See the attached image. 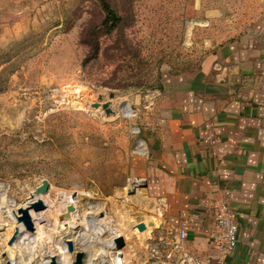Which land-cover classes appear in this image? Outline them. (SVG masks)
Masks as SVG:
<instances>
[{
	"label": "rangeland",
	"instance_id": "374dc122",
	"mask_svg": "<svg viewBox=\"0 0 264 264\" xmlns=\"http://www.w3.org/2000/svg\"><path fill=\"white\" fill-rule=\"evenodd\" d=\"M110 2L122 19L83 61L103 15L98 0H0V264H72L67 237L84 264H109L111 251L119 264L109 244L119 234L128 264H143L156 204L127 185L157 166L139 141L158 90L198 68L214 44L264 33V0ZM35 198L45 208H30L29 231L16 213ZM69 203L76 210L60 218Z\"/></svg>",
	"mask_w": 264,
	"mask_h": 264
},
{
	"label": "crops",
	"instance_id": "0c3cea01",
	"mask_svg": "<svg viewBox=\"0 0 264 264\" xmlns=\"http://www.w3.org/2000/svg\"><path fill=\"white\" fill-rule=\"evenodd\" d=\"M262 34L214 44L194 71L166 77L139 141L157 160L154 173L140 176L147 196L158 216L186 229L189 250L216 253L211 199L230 201L239 225L237 246L224 255L229 264H264Z\"/></svg>",
	"mask_w": 264,
	"mask_h": 264
},
{
	"label": "built area",
	"instance_id": "2783aa9c",
	"mask_svg": "<svg viewBox=\"0 0 264 264\" xmlns=\"http://www.w3.org/2000/svg\"><path fill=\"white\" fill-rule=\"evenodd\" d=\"M210 210L213 225L208 242L216 250L215 254L203 255L189 250L185 244L186 229L161 217L144 236L146 256L143 264H229L224 255L237 246L239 224L236 212L222 194L211 199ZM110 239L113 243V237ZM111 260L114 264V257Z\"/></svg>",
	"mask_w": 264,
	"mask_h": 264
},
{
	"label": "water",
	"instance_id": "95a60500",
	"mask_svg": "<svg viewBox=\"0 0 264 264\" xmlns=\"http://www.w3.org/2000/svg\"><path fill=\"white\" fill-rule=\"evenodd\" d=\"M109 95L113 96V92H110ZM101 104L107 112L110 111V107L108 106V101H104ZM94 105L95 106L99 105V102H94ZM130 178H131V181H130L131 184L127 185V191L129 193H131L134 189L133 183H136L137 184L136 186H139V187L146 185V180L143 177H139L137 175H132ZM47 187H48V181L44 179L42 181V184L37 188V190L46 189ZM75 192L76 191L72 190L71 195L74 196L76 194ZM30 208H32L35 211H38V210L45 208V203L41 199H38L36 201L29 203V205L21 206L18 208V213H16V219L18 221H21L23 226L27 230L33 231L35 228V225H34V221L31 217V214L29 211ZM74 208H75L74 204L69 203L65 206V211H64L65 213H60V215H58V216H60V218H63V216H68L70 213H66V212H69V211L73 210ZM135 227L139 230H144V229H146V223L143 220L138 221L135 224ZM18 232L19 231H18L17 227L15 226V230L13 232L12 237L16 236L18 234ZM148 234H149V231H147L145 233V235H148ZM64 241L66 243V249L70 253L73 252V250H75V256H74V259L72 260V264H84L83 256L85 255V251L74 249L73 240L70 237L65 238ZM112 242H113L114 248L116 250H118V249H121L125 245V238L122 234H119V235H116L113 237ZM117 254L121 257V255L123 253H120L117 251ZM52 262H54V255H52ZM121 262H122L121 259L118 258V263L122 264Z\"/></svg>",
	"mask_w": 264,
	"mask_h": 264
},
{
	"label": "trees",
	"instance_id": "16d2710c",
	"mask_svg": "<svg viewBox=\"0 0 264 264\" xmlns=\"http://www.w3.org/2000/svg\"><path fill=\"white\" fill-rule=\"evenodd\" d=\"M103 11V15L100 20L93 26V30H96L93 38L86 39L85 42L88 45V53L83 58V61L94 58L98 52V37L100 34L109 33L115 29L122 19V16L112 6L110 0H98Z\"/></svg>",
	"mask_w": 264,
	"mask_h": 264
},
{
	"label": "bare ground",
	"instance_id": "6f19581e",
	"mask_svg": "<svg viewBox=\"0 0 264 264\" xmlns=\"http://www.w3.org/2000/svg\"><path fill=\"white\" fill-rule=\"evenodd\" d=\"M131 180V179H130ZM137 184L136 183H133V186L135 187V188H137L138 187V189H139V186H136ZM44 191H45V189H44ZM39 198H35L34 200H31L32 202L33 201H36V200H38ZM74 204V203H73ZM74 209L73 210H71L70 212H72V211H74V210H76V204H74ZM30 211V210H29ZM39 211V210H38ZM92 213V212H91ZM74 214V213H73ZM86 214V213H85ZM70 215V214H69ZM19 222H21V221H19ZM22 223V222H21ZM157 222H155V221H150V222H147V227H152L154 224H156ZM138 230V229H137ZM18 234L20 233V229L18 228ZM145 232H147V231H145ZM17 234V235H18ZM145 238V237H144ZM109 244H111V246H112V244L113 243H109ZM113 247V246H112ZM122 249V248H121ZM121 249H118V251H120V253H122V251H121ZM106 251V250H105ZM119 256V255H118ZM123 257V254L121 255V257L119 256V258H122ZM68 259V258H67Z\"/></svg>",
	"mask_w": 264,
	"mask_h": 264
}]
</instances>
